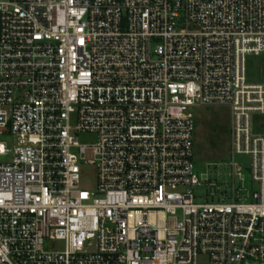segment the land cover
<instances>
[{"label": "built area", "instance_id": "1", "mask_svg": "<svg viewBox=\"0 0 264 264\" xmlns=\"http://www.w3.org/2000/svg\"><path fill=\"white\" fill-rule=\"evenodd\" d=\"M258 53L264 0H0V264H264ZM195 107L230 111V191Z\"/></svg>", "mask_w": 264, "mask_h": 264}, {"label": "rangeland", "instance_id": "2", "mask_svg": "<svg viewBox=\"0 0 264 264\" xmlns=\"http://www.w3.org/2000/svg\"><path fill=\"white\" fill-rule=\"evenodd\" d=\"M249 78L264 83V53H258L248 58ZM196 115L195 130V170L202 178L209 177L210 182L219 187L224 193L230 191L231 176V146H230V124L231 114L226 107H195ZM259 128L264 133V115L257 116ZM8 140L7 133L0 134V141ZM81 143H93L96 135L93 133H79ZM237 159L245 166L243 171L246 185L252 190L256 188L251 181L248 156H238ZM1 160V158H0ZM82 169L81 186L94 190L97 185V168L87 159L80 162ZM203 179V180H204ZM197 200L204 201L210 195L212 189L206 184L195 187ZM212 198V197H210ZM217 200V196L214 197ZM212 200V199H210ZM54 246L62 247L61 241L47 242Z\"/></svg>", "mask_w": 264, "mask_h": 264}]
</instances>
